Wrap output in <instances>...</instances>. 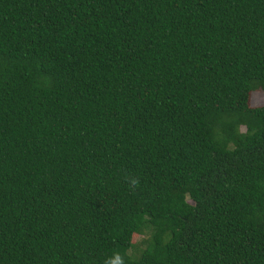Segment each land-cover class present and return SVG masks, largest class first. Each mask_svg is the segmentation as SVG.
<instances>
[{
  "label": "trees",
  "instance_id": "16d2710c",
  "mask_svg": "<svg viewBox=\"0 0 264 264\" xmlns=\"http://www.w3.org/2000/svg\"><path fill=\"white\" fill-rule=\"evenodd\" d=\"M256 91L264 0H0V264H264Z\"/></svg>",
  "mask_w": 264,
  "mask_h": 264
},
{
  "label": "rangeland",
  "instance_id": "374dc122",
  "mask_svg": "<svg viewBox=\"0 0 264 264\" xmlns=\"http://www.w3.org/2000/svg\"><path fill=\"white\" fill-rule=\"evenodd\" d=\"M250 104L253 107H259L264 105V92L262 91H256L253 92L250 95ZM242 130H245V128H242ZM139 237H136L134 241H139Z\"/></svg>",
  "mask_w": 264,
  "mask_h": 264
},
{
  "label": "clouds",
  "instance_id": "9594fccd",
  "mask_svg": "<svg viewBox=\"0 0 264 264\" xmlns=\"http://www.w3.org/2000/svg\"><path fill=\"white\" fill-rule=\"evenodd\" d=\"M105 264H109V261H105ZM110 264H124V260L121 256L115 255L111 258Z\"/></svg>",
  "mask_w": 264,
  "mask_h": 264
}]
</instances>
